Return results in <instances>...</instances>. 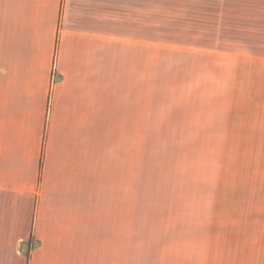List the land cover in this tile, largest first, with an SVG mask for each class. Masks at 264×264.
<instances>
[{"label":"rangeland","instance_id":"1","mask_svg":"<svg viewBox=\"0 0 264 264\" xmlns=\"http://www.w3.org/2000/svg\"><path fill=\"white\" fill-rule=\"evenodd\" d=\"M166 8L120 26L153 56L149 109L115 81V262L264 264V0Z\"/></svg>","mask_w":264,"mask_h":264},{"label":"crops","instance_id":"2","mask_svg":"<svg viewBox=\"0 0 264 264\" xmlns=\"http://www.w3.org/2000/svg\"><path fill=\"white\" fill-rule=\"evenodd\" d=\"M166 4L0 0V264H130L115 262V81L137 78L126 98L149 109L153 54L120 26Z\"/></svg>","mask_w":264,"mask_h":264}]
</instances>
